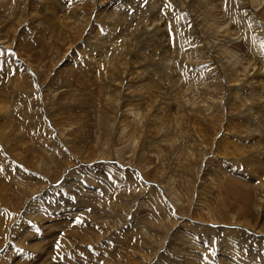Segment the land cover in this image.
<instances>
[{
    "label": "rangeland",
    "instance_id": "obj_1",
    "mask_svg": "<svg viewBox=\"0 0 264 264\" xmlns=\"http://www.w3.org/2000/svg\"><path fill=\"white\" fill-rule=\"evenodd\" d=\"M196 1L2 7L0 264H264V50L246 24L264 44V2ZM202 75L215 117L176 127Z\"/></svg>",
    "mask_w": 264,
    "mask_h": 264
},
{
    "label": "bare ground",
    "instance_id": "obj_2",
    "mask_svg": "<svg viewBox=\"0 0 264 264\" xmlns=\"http://www.w3.org/2000/svg\"><path fill=\"white\" fill-rule=\"evenodd\" d=\"M14 0H0V10H2V7H5V4H7V5H10L12 2H13ZM16 1V0H15ZM196 2L197 3V1L196 0H192V3L193 2ZM194 2V3H195ZM263 2H264V0H243V2H242V5H243V8L242 9H244V12H242V13H246L247 12V10L248 9H246L247 7H246V4H249L250 5V7L252 8V9H256V8H258L259 6H261L262 4H263ZM191 7H193V6H191ZM6 8H8V7H6ZM263 8H264V6H263ZM11 9V8H10ZM252 9L250 10V11H252ZM213 10V9H212ZM257 10V9H256ZM219 11V10H218ZM258 11V10H257ZM251 13V12H250ZM13 15V14H12ZM209 15H211L212 17H213V12H211V10L208 12V14L206 15V16H209ZM243 15V14H242ZM261 15V14H260ZM11 16V15H10ZM201 16V15H200ZM211 16H210V18H211ZM165 17H166V15H165ZM193 17V16H192ZM243 18V17H242ZM223 19V18H222ZM209 20H211V19H209ZM208 20V21H209ZM195 21V20H194ZM248 22V21H247ZM252 22V21H251ZM253 23V22H252ZM153 25H154V22L152 23ZM248 26H250L251 27V29L253 30L252 31V33H253V36H251L250 37V40H248V43L251 45V48L250 49H252L251 51L252 52H259V50H260V48H261V50H264L262 47H263V45L264 44H262V41L260 40V39H257V37L259 36V33L257 34V31H254V27H252V25L250 24V22L249 23H246ZM253 24H255V23H253ZM222 26V25H221ZM220 26V27H221ZM13 27V26H12ZM156 27V26H155ZM262 27V26H261ZM19 28V27H18ZM176 28V27H175ZM176 30V29H175ZM172 31V32H176V31ZM221 30V29H220ZM159 31V30H158ZM259 31V30H258ZM163 32H165L166 33V31H163ZM171 33V32H170ZM255 33V34H254ZM9 34V33H8ZM175 34V33H174ZM174 34H173V36H174ZM162 35V34H161ZM165 35V34H164ZM163 36V35H162ZM176 38V37H175ZM176 45H178V44H176ZM180 45V44H179ZM178 45V46H179ZM119 47V46H118ZM183 48V47H182ZM250 51V50H249ZM224 55H226L227 57H229V58H237V61H236V63H235V65H234V70H236L237 72H239L238 71V69H241L244 73H248V71L249 70H253L254 69V67L253 66H251L250 64H246V63H243V62H240L242 59H239L237 56H236V54L235 53H233V52H231V51H229V50H224L223 52H222ZM221 56V55H220ZM184 57V56H183ZM222 58H224V57H222ZM225 59V58H224ZM230 60V59H229ZM228 60V61H229ZM233 62H234V60H233ZM251 63V62H250ZM246 64V65H245ZM233 65V64H232ZM18 73V72H17ZM208 73H209V71H208ZM20 74V73H19ZM262 75L264 74V72L262 71V73H261ZM17 76V75H16ZM18 77H19V75H18ZM112 77V76H111ZM200 77V79L198 78V82H199V88L200 89H197L196 90V92H198V94H197V96L196 97H193V99H192V101H190L189 103H188V108H186L184 105H177V108L175 107V112H176V114L178 115V117H176V120H177V123H176V127H183V129L185 130V128H184V126L181 124V122H182V119H183V115L187 112V111H191V112H193L194 114H196V113H200V114H202V115H204L205 117H209L210 116V120H212L214 117H215V115H213V112H211V110H212V106L210 105V102L208 101V93H209V91L211 90V89H213V83L209 80V76H207V75H202V76H199ZM202 77H204V79H205V82H202ZM260 79H261V77H259ZM26 78L25 77H21V78H19L18 80V82H15V81H13V84L12 85H14L15 84V86H13V87H11L15 92L17 91V90H19L21 87H22V82L25 80ZM115 80V79H114ZM113 80V81H114ZM261 81H259V83H260ZM137 87V86H136ZM61 88V87H60ZM110 88V86H108V84H107V87H106V89L108 90ZM106 90V91H107ZM135 90V89H134ZM65 91V90H64ZM136 92H139L140 94H143V92H142V89H141V87H138V90H135ZM133 93L132 94V96L130 97V99H133V100H135V101H138V99H139V97H140V95L138 94V93ZM207 93V94H206ZM206 94V96L207 97H204V96H202V95H205ZM188 100H189V98H187ZM234 101L235 102H238V100H237V97H235L234 98ZM1 105V104H0ZM24 110V109H23ZM22 110V111H23ZM127 111V115H128V117L130 116L131 117V119L132 120H130L131 122H133L134 123V125L137 123L138 124V122H141L142 121V114L140 113V112H133V113H131V111H130V109H128V110H126ZM210 115H209V114ZM126 114V113H125ZM229 115H230V111H229ZM28 117V116H27ZM218 119V118H217ZM216 119V120H217ZM136 120V121H135ZM55 122L56 121H58V120H54ZM151 121H153V120H151ZM136 124V125H137ZM175 127V125L174 126H171V123H170V126H168V128L167 129H173V128H176ZM2 132V131H1ZM3 134V133H2ZM4 134H6V133H4ZM181 136H182V139L184 140V143H185V145H183V144H179L180 145V147H179V150H180V148H184L186 145H188V146H191L190 144H188V142H189V140H187V138H184L183 137V132H182V134H181ZM221 137V136H220ZM221 139V138H220ZM219 139V140H220ZM173 143H177L179 140L178 139H176V137H175V134H174V136H173ZM181 141V140H180ZM214 141H218L216 138L214 139ZM190 142H199V145H202L203 144V139L202 138H200L199 136L198 137H194V139H192ZM10 143V142H9ZM8 143V144H9ZM7 144V145H8ZM0 145H2V144H0ZM4 151V150H3ZM6 153V152H5ZM264 155V154H263ZM263 158H264V156H263ZM263 165H264V161H263ZM260 166H262V164L260 163ZM257 167H259V164H258V166ZM184 168V167H183ZM216 175V174H215ZM214 175V176H215ZM217 177H221V175L219 176V175H217ZM261 180L258 182V186H259V189H257V190H259V192H260V199H259V202L260 203H258V205L260 206V207H262L263 209H264V195L262 194V193H264V175L260 178ZM43 181V180H42ZM222 184V183H221ZM260 184V185H259ZM222 188V187H221ZM174 201V200H173ZM262 203H263V205H262ZM206 207V206H205ZM203 209V208H202ZM263 209H261V210H263ZM68 210V209H67ZM201 210V209H200ZM207 210H208V208H207ZM206 210V211H207ZM202 211V210H201ZM212 214V213H211ZM58 215V214H57ZM72 215H74V216H78L77 215V213H72ZM207 215V214H206ZM33 216V215H32ZM73 216V217H74ZM212 216V215H211ZM215 217V216H214ZM210 218V217H209ZM209 218H208V222H209ZM55 219L57 220V221H55ZM215 220V219H214ZM213 221V220H212ZM211 221V222H212ZM56 222H58V217L56 216L55 218H54V220H53V223L54 224H56ZM210 222V223H211ZM51 223V222H50ZM205 224H207L206 225V228L208 229V223H205ZM210 225V224H209ZM28 227V226H27ZM28 228H30V227H28ZM54 230V229H53ZM153 231V230H152ZM150 232V231H149ZM148 232V233H149ZM24 233H22V235H23ZM25 234H27V233H25ZM19 235H21V234H19ZM23 238V237H22ZM19 239V238H18ZM41 240L42 241H45L43 238H41ZM41 241V242H42ZM46 242V241H45ZM19 243V242H18ZM39 244V243H38ZM40 245V244H39ZM34 246V245H33ZM36 246V245H35ZM226 248V247H225ZM7 250H9V249H7ZM5 251V254L6 253H8V251ZM12 251V250H11ZM47 253H49L50 254V252H47ZM8 254H10V253H8ZM49 254H47V255H49ZM4 259V258H3ZM16 260V259H15ZM20 261V260H19ZM18 260H16L15 262H19ZM260 263H262V262H260ZM17 264V263H16ZM22 264V263H21ZM258 264V263H257Z\"/></svg>",
    "mask_w": 264,
    "mask_h": 264
},
{
    "label": "snow or ice",
    "instance_id": "obj_3",
    "mask_svg": "<svg viewBox=\"0 0 264 264\" xmlns=\"http://www.w3.org/2000/svg\"><path fill=\"white\" fill-rule=\"evenodd\" d=\"M227 4H228V0H225V5L227 6ZM189 26H190V25H189ZM173 43L175 44V40H174V38H173ZM10 54H11V55H15L14 52H10ZM0 56H4V50H0ZM5 63H7L6 60H4V61H0V71L3 70V66H4ZM21 167H22V166H21ZM2 170H3V169H0V171H2ZM25 171H27V170L25 169ZM76 222H77V223H80L81 221L77 220ZM56 247H59V243H57Z\"/></svg>",
    "mask_w": 264,
    "mask_h": 264
}]
</instances>
